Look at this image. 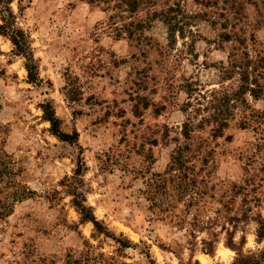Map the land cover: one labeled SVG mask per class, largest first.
I'll return each mask as SVG.
<instances>
[{
	"label": "rangeland",
	"instance_id": "rangeland-1",
	"mask_svg": "<svg viewBox=\"0 0 264 264\" xmlns=\"http://www.w3.org/2000/svg\"><path fill=\"white\" fill-rule=\"evenodd\" d=\"M113 5H7L13 28L27 36L38 81H29L26 58L0 32V199L11 208L0 219V264H64L68 253L88 250L101 264H201V255L233 264L227 219L249 207L233 242L244 255L263 251L255 218L264 221V91L257 99L233 95L240 70L232 65L249 61L250 81L264 87V0H160L156 10L181 9L173 38L160 20L141 36H119ZM225 95L231 101L223 107ZM46 105L76 138L51 131ZM221 117L228 126L217 134ZM177 149L189 174L209 185L190 212L175 193L147 195L151 179L169 175ZM75 194L103 232L84 220Z\"/></svg>",
	"mask_w": 264,
	"mask_h": 264
},
{
	"label": "trees",
	"instance_id": "trees-1",
	"mask_svg": "<svg viewBox=\"0 0 264 264\" xmlns=\"http://www.w3.org/2000/svg\"><path fill=\"white\" fill-rule=\"evenodd\" d=\"M11 0H0L3 4V8L7 14L3 15V22L4 24L0 26V32L2 34L9 35L11 37V41L15 46L16 52L19 53V55H22L26 58V69L28 71V78L29 81L32 83H36L38 81V74H37V68L33 61V55L31 52L30 45L27 41V36L22 30H16L13 28V15L9 12L7 5L9 4ZM114 5L113 7L116 8V17L118 19H121L123 23H121L120 27H117V34L120 35H127L128 38L135 37V34L143 32L152 21L154 20H160L167 24L169 35L170 37H174L176 32H181L182 28L179 26V19L178 16L181 13V9L179 5L175 6H169L167 9L162 10H156L154 7L158 4L160 0H113ZM94 2V1H93ZM148 9L147 16L145 19H134L135 16L141 11V9ZM229 39V37L227 36ZM261 62L264 61V59L260 58ZM249 63V61H247ZM246 63V64H247ZM246 64H240L237 65L236 63L232 65V67H238L240 72V86L238 87L237 91L233 93L235 96H241L245 94H250L254 98H258L260 94L264 91L263 85H261L256 79H251L250 81V74L251 72L248 71V67L245 68ZM250 64V63H249ZM260 66V62H258ZM263 64V63H262ZM256 68V66H255ZM234 69V68H233ZM223 98V104L220 106H227L231 99L228 95H225ZM44 111V118L50 122L51 124V131L57 135L60 139L71 141L76 137H72L70 135H67L63 133L60 130L59 127V120L55 116L54 110L46 105L43 106ZM220 114H217L214 116V118H217L218 120ZM222 121H220L218 127L216 128V133L221 134L222 130L228 126L227 118H222ZM220 119V120H221ZM218 122V121H217ZM190 125L189 123H184V127L182 130L183 136L187 139L190 138ZM76 136V134H75ZM172 162L168 169L169 175L163 174V175H156V178L151 179L148 183L147 187V195L152 201H155L158 197H167V195H170L172 193L177 194V198L175 201H184L185 202V209L186 211H191V209L198 205V203L205 198L209 185L203 180H198L197 176H191L189 172L195 173L194 169L191 171L190 168L187 166L186 162L183 159V153L181 149H177L173 156H172ZM82 172V165L80 164L78 166V169L76 171V177L75 180L78 181V176L81 175ZM174 172H177V174H174ZM173 190V191H172ZM241 190V189H240ZM236 192H239V190H236ZM188 196V200L186 201V198ZM233 201V200H230ZM229 201V203H230ZM247 201V200H246ZM245 202V201H243ZM74 204L79 209L81 214L84 217V220H88L93 222L95 228L99 232H103L102 225L96 221L95 217L91 214L88 209L83 205V200L81 199L80 195L75 194V200ZM248 208V207H247ZM251 211L250 207L249 209H245L242 212L241 217L238 216H228L227 221L232 225L233 230L227 229L229 232V239L227 245L237 250V257L234 260L233 264H262L264 262V250L260 251L257 254L253 255H244L240 248H238L234 242H233V232L236 230V226L241 221H248L250 220L251 216L249 215V212ZM11 213L10 205L5 200L0 199V219H3L4 217H7ZM255 219L258 221L259 229L258 234L259 237H264V221L260 215H258ZM110 236V235H108ZM117 242L125 246L127 243H122V241L117 239ZM209 245L211 243H208ZM101 256L92 255L91 251L88 250L82 255L75 256L72 253H68L64 264H101L100 258Z\"/></svg>",
	"mask_w": 264,
	"mask_h": 264
},
{
	"label": "bare ground",
	"instance_id": "bare-ground-1",
	"mask_svg": "<svg viewBox=\"0 0 264 264\" xmlns=\"http://www.w3.org/2000/svg\"><path fill=\"white\" fill-rule=\"evenodd\" d=\"M227 252H230V250H228V249H225V250L221 249L220 250V254L223 255V256L226 255ZM210 261H209V259L206 256L201 255V264H211Z\"/></svg>",
	"mask_w": 264,
	"mask_h": 264
}]
</instances>
